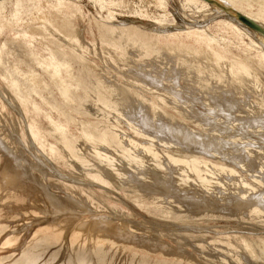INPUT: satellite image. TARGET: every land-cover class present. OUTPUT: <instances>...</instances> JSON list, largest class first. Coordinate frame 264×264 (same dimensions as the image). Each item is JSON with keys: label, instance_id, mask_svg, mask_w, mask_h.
Masks as SVG:
<instances>
[{"label": "bare ground", "instance_id": "obj_1", "mask_svg": "<svg viewBox=\"0 0 264 264\" xmlns=\"http://www.w3.org/2000/svg\"><path fill=\"white\" fill-rule=\"evenodd\" d=\"M181 2H183L181 9H185L188 5L212 6L218 16L226 15L225 20L219 17L220 19L214 20L212 24L199 27L198 31L205 36H207V29L209 30L222 21L232 26L233 22H242L239 16L248 18L264 30V0H181ZM163 5L165 6V4ZM62 11L64 10L62 9ZM60 14L63 16L62 12ZM242 24L244 23L242 22ZM101 29L103 33L99 35L98 39L101 50L98 43L100 51L89 52L92 48L93 51L96 50L95 43L87 53L89 52L103 61L109 70L114 72L115 77L97 69L92 63L87 64V60L83 55H80L81 53L74 51L71 54L74 61L84 63L88 69V83H80V86L88 95L92 96L93 101L98 105L112 110V113L115 111L113 117H108V114L104 115L111 122L115 119L116 124L113 121L110 126L104 127L103 133L90 141L93 146H90V149L98 148L99 150L101 145V147H106L104 149L108 147L114 152L117 151V154L122 150V155L119 154V157H123L127 162L119 160V157L118 159L114 156H112L113 158L111 156L109 158L107 155L104 157L105 154L101 150L100 152L103 153H99V155L103 156L100 158L103 161L102 166L98 167L95 164L94 168V164L90 163V165L93 164V168H89L91 166L87 168L86 162L91 161H86L84 155H81L80 147L85 144L81 143L75 134L65 133L57 128L49 129L43 123L38 125L40 117L36 112L39 107L36 110V106L19 95L13 86L10 97L8 94L1 93L4 99L2 102L3 104L5 102L6 105H0V109H6L10 113L12 109H16L22 117V123L21 126L18 125V129L15 126L8 129L0 121V150L6 156L4 164H0V204L27 207L30 204L41 203L43 207L32 212L36 216L41 215L39 212L43 213L49 206L59 213H65L64 218L58 219L57 225L53 226V228L60 227L63 231L68 229L69 224L78 219L80 215L89 213L92 214L91 217L106 209L105 201L97 196L96 192H100L102 196L117 203L118 206L113 208L115 217L88 219L76 228L74 235L78 239L85 236L87 231L90 234V240L106 242L108 239L104 238L102 234L109 232L110 238H114L118 242H126L137 237L132 236L131 232L126 230L127 223L124 226L121 225V230L113 228V225L121 223V218H128L130 212L128 213L126 202L115 197L116 195L112 191L120 194L124 200L130 201L134 206L140 207L142 200H146L148 210L162 220L172 221L171 224L175 228H183L179 235L176 234L177 231L174 233L170 230L169 232V237L176 236V238L180 237L181 240H184L182 243L178 242V248L174 250V255L178 257L177 261L179 262L181 258L189 261L194 260V257L183 249L186 240L184 236L190 233L194 239L204 236V232L201 233L204 228L199 222H207L210 216L208 212L202 213L203 208L213 206L214 210L219 211L214 212L224 214V217L239 211L242 213L240 214L242 219H244V215L252 218L253 216L264 218V104L252 105L245 100V93H243L245 88L250 91L257 90L258 84L255 77L258 75V70L263 67L264 55L261 54L258 61L252 59L240 61L237 58H232L226 63L222 62L225 59L223 54L214 51L209 42L203 43L201 48H192L175 39L169 38L167 41H161L155 36L132 27L127 21L113 24L111 19L110 22L109 20L103 21ZM168 29L167 32H170L171 28ZM244 30L246 32V29ZM249 30L252 31L250 28ZM248 32L247 34H249ZM78 38L79 32H75L67 39L70 43L79 44ZM261 38L262 40L256 38V43L264 53V37ZM108 48H113V51H108ZM224 65L228 69L225 72L223 70L222 74L219 69ZM141 71L143 72L141 73ZM120 76L125 79L124 84L128 89L120 86ZM179 79L184 82V88L178 87ZM133 85L144 86L142 88L151 92V98H144L132 87ZM182 91L188 95V99L181 97L180 92ZM67 92L64 90V95L68 94ZM130 95L138 98L137 105L133 106L129 103ZM263 96L264 93H261V97ZM190 97L203 104L207 109L205 114L195 116L194 113L187 112L190 106ZM253 98H250V101ZM160 106L173 109L176 115H168V112L161 109ZM98 110L102 112L96 108L92 114L96 118L99 116L104 118V115L99 112V115L97 114ZM217 114H220L221 118L216 117ZM129 116H133V119L128 118ZM161 116L166 117L169 122L158 120ZM119 118L127 121L123 124L125 123L126 127L141 139L140 141L132 140L131 137L129 138L128 132L125 133L120 129L119 126L122 122ZM145 118L149 121L148 125H143L141 122ZM225 118L227 120L223 122ZM185 120L201 129L211 127L214 122L221 123L225 132H217L218 135L214 134L215 131L211 129L207 134H201V132L194 134L184 124ZM35 124L39 128L37 129L39 133L34 130ZM8 126L11 127L9 124ZM232 126L237 127V130H233ZM39 130H43L50 138V146L57 156L47 159L45 156L40 157L37 153L31 152L36 145H40L42 148L45 146V144L41 145L46 142L45 135L41 134ZM259 132H262V135H258ZM252 135L257 136V142L251 141ZM17 141L21 144L20 148L24 149L25 146L29 148L28 151L34 160L33 164H27L28 162L21 156ZM149 141L154 142L157 148L150 147L148 144L147 146L146 143ZM127 142L128 144H125ZM31 145L32 148H30ZM119 147L120 150H118ZM90 149V154L97 156ZM36 151L38 152V150ZM60 152L68 156L69 162L60 155ZM108 152L105 151V153ZM185 153L188 155L186 158L184 157ZM195 156L209 157L211 160L218 159L221 166L194 158ZM49 160L53 161L56 166L50 164ZM179 167H184L185 172L178 174ZM159 169H163L164 173L162 178L157 179L151 173ZM237 170L247 173L254 183L250 184L244 180L241 177L242 174H240L241 176L237 174ZM176 171H178L177 176L173 175ZM77 172L78 175L75 174ZM191 174L196 175L197 179L191 178L193 176ZM172 176L176 178L175 182L168 183V178ZM209 176L211 178L208 180ZM51 178L55 180L49 181ZM215 180L216 182H214ZM45 183L49 184L48 188ZM197 187H201L202 197L195 199L194 190L197 191ZM50 191L59 193L53 194ZM172 204L177 205V208L180 209L185 208L184 215L182 216L179 211L171 207ZM68 208L70 209L68 210ZM197 214L199 217L195 219L196 222H191V224L189 222L187 225L179 226L173 221L176 216L178 219L187 220L193 219ZM207 223L206 225H208ZM136 227L138 228L137 225ZM205 231L207 230L205 229ZM161 232V230L156 234L155 230L151 233L143 232L142 237L132 244L134 247L141 245L155 247L159 245V238L163 236ZM214 242H218V240L212 239L211 243ZM226 245L228 250L225 252L234 257L233 264H251L236 255L232 248L233 245L230 243ZM235 245H241L239 239ZM201 255L198 253L196 258H203ZM262 262L264 264V261L254 264H262Z\"/></svg>", "mask_w": 264, "mask_h": 264}, {"label": "rangeland", "instance_id": "obj_2", "mask_svg": "<svg viewBox=\"0 0 264 264\" xmlns=\"http://www.w3.org/2000/svg\"><path fill=\"white\" fill-rule=\"evenodd\" d=\"M16 2L17 0H0V105L5 104V102L4 104L2 102L4 99L1 93L8 94L10 97L11 87L15 86L17 93L26 98L29 103H33L36 106V110L38 107L40 108L36 112L40 117L38 125L43 123L49 129L57 128L62 132L75 134L79 138V141L85 144V146L80 147L82 150L81 155H84L86 161H91L86 162V165H88L86 166L87 168L89 166H91L89 168H95V164L98 167L102 166L103 161L100 158L103 156L99 155V153L102 154L104 152V157L107 155L109 158L110 156L111 158L114 156L118 159L122 151H119V154H117V151L114 152V150L112 151L108 147L104 149L106 147L102 146V148L101 145V149L99 148V150L98 148L95 150L93 148L90 149V146H92L90 141L99 137L103 133L102 130L104 127H107V125L110 126L113 121L116 124L115 119L112 122L107 119L110 116H115V111L112 113V110L110 111L106 107L104 108V106L98 105L93 101L92 96L88 95L84 88L80 86V83H88V69L84 63L74 61L71 54L74 51L76 53L79 52V54L81 53L80 55H83L87 60V64L92 63L97 69L107 72L109 76L115 77L114 72L112 70L110 71L103 61H100L98 57L90 54L91 51L94 53L95 51L99 52L101 50L98 39L99 35L103 33L101 29V23L103 21L109 20L110 22L111 19L113 24L127 21L132 27L155 36L157 37L156 39H160L161 41H167L169 38L175 39L192 48H201L203 43L209 42L214 51L223 54L226 60L223 59L222 62L224 61L226 63L232 58H237L240 61L244 59L258 61L261 54L264 55L261 49L258 48V43H256V38L262 40L261 37H264L263 31H256L242 24V22H233L232 26L222 21L209 30L207 29V36L199 32V27H206V25L212 24L214 20L220 19L219 17H222L223 20L226 19V15L218 16L212 6L188 5L185 9H181V3H183L181 0L180 2L179 0H18ZM61 12L63 16H61ZM168 28H171L170 32H167L169 31ZM244 29H246V32ZM75 32H79V44L70 43L67 39L69 36L74 35ZM253 36L254 38H252ZM95 43L96 46H94ZM92 46L96 50L94 49L93 51V48L91 49ZM88 49L91 50L89 51ZM112 49L108 48L107 50L113 51ZM85 50L86 53L87 51L90 53L88 52L89 54L87 53L86 55ZM224 66L221 67L222 69H219V71L221 70L220 73L228 69L226 65ZM262 66L258 70L257 77H255L258 84L257 90L250 91L246 90V88L243 90L245 100L254 106H257L258 103L264 104V96L261 97V93H264V63H262ZM119 79L121 80L120 86L128 89L124 84L125 79L121 76ZM181 81L180 79L178 80V84H180L178 87L184 88V82L182 81L181 83ZM132 87L141 93L144 98H151V92L142 88L144 86L133 85ZM147 89L149 90L150 88ZM64 90L68 91V94H65L66 96L64 95ZM180 94L181 97L188 99V95L185 92L182 91ZM250 98H253V100L250 101ZM137 99V97H131L130 95L129 103L133 106L137 105ZM189 100L190 106L187 112H192L195 116L206 113L207 109L201 102L191 97ZM174 106L177 107L176 104ZM96 108H99L103 112H99L98 110L97 114L98 112L102 115L108 114V117L104 115V118H102L103 116L96 118L92 114ZM160 108L166 110L168 115H176L171 108H165L163 106H160ZM159 113H161L160 110ZM216 117L221 118V115L217 114ZM128 118L133 119V116H129ZM21 119L22 117L16 109H12L11 113L6 109H0V121H2L1 123L5 128L10 129L15 126L18 129V125L21 126L22 123ZM119 119L122 122L119 126L120 129L125 133L128 132L130 135L129 138L131 137L132 140L136 139L140 141L141 139L134 135L126 127L125 123L123 124L126 120ZM158 120L165 123L169 122L166 117L162 116ZM226 120L225 118L223 122ZM141 122L143 125H148L149 121L145 118ZM184 124L194 134L198 132L207 134L211 129L215 131L214 134H218L217 132H225L221 123L217 122H214L211 127L204 129H201L199 126H194L188 120H185ZM37 127L35 124L34 130L36 132L39 129ZM231 128L235 131L237 130L235 126ZM39 131L45 135L46 142L41 144L43 146L45 144V146L42 148L40 145H36L34 147L35 150L33 148L31 152L37 153L40 157L45 156L47 159L57 156L56 152L50 146V138H48L43 130ZM258 135H262V132H259ZM251 141L257 142V136L252 135ZM17 144L19 145L18 150L21 156L28 162L27 164H33L34 160L28 151L29 148L27 146L24 149L20 148L21 144L19 141H17ZM125 144H128V142ZM147 144L150 147H156L152 141H149ZM88 147L97 156L91 155L89 149H87ZM30 148H32V145ZM113 149L116 148L113 147ZM101 150L103 152H100ZM118 150H120V147ZM105 151L109 154L105 153ZM111 152L114 154L112 155ZM60 155L69 162L70 159L65 153L60 152ZM184 157L186 158L188 155L185 153ZM119 158V160L127 162L123 157ZM194 158L205 160L216 166H221L218 159L211 160L209 157L204 158L200 156H195ZM5 161L6 156L0 150V164H4ZM49 163L56 166L51 160H49ZM90 163H93L94 166L92 167L93 164L90 165ZM160 163L163 164L162 161ZM183 168H178L180 169L178 170V174L185 172V168ZM178 171L173 173V175H176ZM237 171V174H242L240 176L248 183H254V180L249 178L247 173ZM163 173V169H159L154 170L151 174L157 179H160L163 177ZM48 174L51 173L48 172ZM75 174L78 175V172ZM191 175H193L191 178L197 179L196 175ZM53 178L49 179V181H54L55 179ZM210 178L211 176L207 179L209 180ZM175 179L173 176L169 177L168 183L175 182ZM45 184L48 188L49 184ZM197 188V191L194 190L195 188H191L194 190L195 199L202 197L200 193L202 190L200 189L201 187ZM112 192L116 195H114L115 197H119L121 198L120 200L126 202V207L129 209L128 213L130 212L128 218H121V223L113 225V228L121 230V225L124 226L127 223L126 230L137 238L127 240L126 242H118L114 238H110V234L107 232L102 235L108 241L100 242L96 239L90 240V234L86 231L85 236L77 239V236L74 235L75 230L84 221L91 218L115 217V209L113 208L118 206L117 203L102 196L100 192H96L97 196L105 201L106 209L99 211L97 215L91 217L90 215L92 214L89 213L80 215L78 219L69 224L68 229L63 231H61L60 227L53 228V226L57 225L58 219L64 218L65 213H59L49 206L43 213L42 211L39 212L41 215L36 216L32 212L38 210L37 208L39 207L42 208L43 205L41 203L30 204L27 207L0 204V264H233V255L225 252L228 250L227 243L233 245L232 248L236 255L242 257L247 263L251 262V264H254L259 263V261H264V253H262L264 252V218L259 216H253L252 218L244 215L245 217L242 219L240 215L242 213H239V211L232 212V214H227L224 217V214L216 213L219 211L214 210L213 206L203 208L202 213L208 212L210 216V219L207 221L208 223L205 221L204 223L197 221L204 228L201 231V233L204 232V234L202 233L204 236L197 239L192 238V233L184 236L187 241L185 240L183 249L192 255L194 260L189 261L181 258L179 262L177 261L179 260L178 257L174 255V250L178 248V242L182 243L184 240H181L180 237L176 238V236L169 237V232L170 230L171 232L174 231V233L177 231L176 234L179 235L183 228H175L171 224L172 221L162 220L152 211L148 210V202L146 200H142L140 207H138L134 206L130 201L124 200V197L120 196L117 192ZM50 193L57 194L59 192L50 191ZM61 196L65 197L64 195ZM98 197L97 199H99ZM185 206L187 207V205ZM171 207L179 211L182 216L184 215L185 208H177L175 204H172ZM188 210H190L189 207ZM197 217H199L198 214L193 219L186 220L183 218L178 219L176 216L173 221L181 226L183 224L187 225L189 222L191 224ZM158 229L162 231L161 234L163 235L159 238V245L151 248L145 247L144 245L134 247L133 244L142 237L143 232L151 233L155 230L156 234L159 231ZM48 236L51 237L49 238ZM212 239L218 240V242L211 243ZM238 239L241 242L239 246L235 245ZM102 243L104 244L103 246L101 245ZM198 253H201V257L203 258H196L198 257Z\"/></svg>", "mask_w": 264, "mask_h": 264}, {"label": "water", "instance_id": "obj_3", "mask_svg": "<svg viewBox=\"0 0 264 264\" xmlns=\"http://www.w3.org/2000/svg\"><path fill=\"white\" fill-rule=\"evenodd\" d=\"M239 19L250 28L257 30V31H264L260 26H258L255 22L249 20L248 18L244 16H239Z\"/></svg>", "mask_w": 264, "mask_h": 264}]
</instances>
